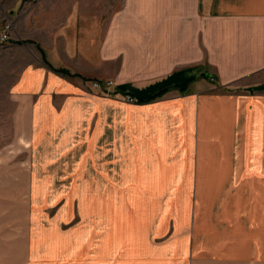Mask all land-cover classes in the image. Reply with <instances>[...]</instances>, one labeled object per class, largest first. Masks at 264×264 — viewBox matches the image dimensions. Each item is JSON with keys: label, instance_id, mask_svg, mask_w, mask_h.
I'll return each mask as SVG.
<instances>
[{"label": "crops", "instance_id": "1", "mask_svg": "<svg viewBox=\"0 0 264 264\" xmlns=\"http://www.w3.org/2000/svg\"><path fill=\"white\" fill-rule=\"evenodd\" d=\"M137 1V10L124 8L98 22L103 24L99 36L97 16H88L86 29L80 24V7L73 9L64 23L49 26L51 42L40 46L46 63L26 65L13 84L12 136L0 146V264H79L72 233L62 235L63 250L55 257L43 254L44 237H31L34 185L71 168L76 183L87 169L88 183H104L100 197L111 200L113 175L120 174L113 170L117 165L125 178L121 198L128 206L122 207L126 215L121 218L126 219L111 223L88 264H264L261 240L212 243L188 233L192 174L199 184H215L230 173L225 154L234 146L237 103L248 105L241 131L261 136L252 148L264 153V0ZM90 77L110 79V92L91 90L84 82ZM210 77L215 82L211 87ZM128 95L132 103L125 99ZM195 100L196 118L189 108ZM147 108L161 111L145 118ZM230 113L232 123L226 121ZM146 119L160 129L147 131L141 123ZM198 146L212 152L211 159L200 156L192 163L188 154L177 158L193 148L199 151ZM49 167L52 176L45 172ZM180 167L186 168L180 179L184 185L174 187L162 207L169 184L180 182ZM216 203L214 199L210 208ZM230 212L219 219L225 222L223 229L229 225L247 232L243 219L238 227L231 223ZM166 214L174 216L168 231L156 222Z\"/></svg>", "mask_w": 264, "mask_h": 264}, {"label": "rangeland", "instance_id": "2", "mask_svg": "<svg viewBox=\"0 0 264 264\" xmlns=\"http://www.w3.org/2000/svg\"><path fill=\"white\" fill-rule=\"evenodd\" d=\"M137 5V0H128L127 3L125 0H0V35L3 29L8 27V40L1 41L0 39V146L7 143L12 136L10 115L13 102L10 98V93L13 84H15L21 69L26 65L42 63V60L46 63L37 45L41 46L43 42H51V37L48 34L49 26L64 23L71 12L76 11L80 7V15L82 17L80 24L88 29L90 25L88 16L90 15L97 16V23H105L109 14H115L124 8H129L128 10L130 11L137 10ZM98 26L99 36L100 32H103V29H101L103 24L100 23L99 25L98 23ZM101 42L98 40L97 44L101 45ZM89 47L91 48V45H89L87 40L84 46L86 55L89 54ZM94 49L95 47L93 51ZM101 66L102 69L103 67L105 68V64ZM94 81L105 82L111 81L110 79H93L90 77L87 81H84L91 90L98 94L110 92V86L94 88L92 86ZM209 81V87H211V82H214L213 77H210ZM203 88L206 90V87ZM193 96L196 97V94L194 93ZM125 99L132 103L127 97ZM194 104H190L189 108L192 107V115L196 118V112L194 111L197 105L196 100ZM247 109L248 105L246 103L243 105L237 103L235 105L236 112L234 113L238 114L239 119L236 123L237 131L232 139L234 146L225 154L230 165L229 175H224L219 183L209 184L202 181V184H199V182H196V180L200 181L196 177V173L192 174L191 207L194 208V214L192 211L188 233L191 232L192 236L199 234L198 237L213 240L212 243L219 239H233L239 240V243L244 244L245 241L252 238L264 242V153L254 151L252 148L253 143L261 140V136H255L252 132L251 135V129H247L244 133L242 132L243 130L241 131L242 125L246 124ZM160 111L161 109L159 108H147L145 110L147 114L145 118L149 117V114H153V112L157 114ZM173 113L177 114V112ZM225 116L226 121L231 119L230 123L233 122L232 113ZM134 118L135 122H137L136 116ZM141 123L147 131L149 129H152V131L160 129L158 123L150 119H146ZM187 131L188 127H186ZM176 132L178 133V130ZM179 135L178 133L176 140L180 138ZM81 139H83V136H81ZM71 141L72 137H70ZM191 147L192 144H190V149ZM198 147L199 151L193 148L191 153L184 151L179 153L177 158L188 154V157L190 156L193 160L192 163H195L200 156L204 160L211 159L212 152L200 151V146ZM120 156L123 157L124 154L120 153ZM37 157H40V155ZM120 168L121 166L117 165L113 169L115 173L119 171L120 174L113 175L111 200H103L100 197L105 194L102 190L104 183H88L87 169H84V176L77 178L76 183H72L71 175L75 168H71L65 169V172L59 173L56 178L52 177L49 182L34 185V192L37 197L33 201L31 224L33 231L31 237H44L42 246H46L41 249L43 254L49 251L53 253L54 257L57 255L61 256L60 252L63 248L60 247V244L64 239L62 235L72 233L74 241H77L75 252L80 251L77 255L80 258L79 264H88L87 259L92 254L93 247L95 245L98 246L99 242L109 232L108 229L111 223L120 225V220L126 219L125 216L121 218V215H126V210H124L123 214L122 207L126 205L127 208L128 200L121 198L126 193L122 183L125 178L122 176ZM185 169L180 167L176 170L179 174L178 180L184 177L183 171ZM38 171L41 173V169H38ZM45 172L51 176L54 175L50 167L49 169L46 168ZM56 172L57 169H55V176ZM110 185L108 184V186ZM183 185L184 183L181 184V180L178 184H169L171 187L167 190L162 200V207L167 206L168 196L172 195L170 193L174 192V187L178 189V187ZM93 192L98 194V200L92 198L94 196ZM214 199L217 203L212 209L210 204L213 203ZM63 203H65V207L63 212H60L59 208ZM223 205L224 210L222 208L219 211ZM235 208H237L236 211ZM227 210L232 213L231 223L236 224L238 227L240 226L238 224L240 219H243L242 221L245 225L243 227L248 229L247 232L235 231L232 229L235 227H229V225H227L226 229H223L225 222L219 219L223 218ZM242 213L245 214L241 215ZM249 214L252 217L251 219ZM164 215H161L156 222L161 221L168 231L174 222V216L166 214L164 217ZM67 229H73V232H64ZM155 233H152L153 237H155ZM52 241H60V243L51 244ZM61 261L49 260V262H54V264Z\"/></svg>", "mask_w": 264, "mask_h": 264}, {"label": "built area", "instance_id": "3", "mask_svg": "<svg viewBox=\"0 0 264 264\" xmlns=\"http://www.w3.org/2000/svg\"><path fill=\"white\" fill-rule=\"evenodd\" d=\"M8 27H5L4 29H3V31H2V33H1V35H0V39H1V41H6V40H8V29H7ZM111 84V81H105V82H99V81H94L93 83H92V86L94 87V88H99L100 86L102 87H107V86H109ZM127 97V99L128 100H130V101H132L133 99H132V97L131 96H126Z\"/></svg>", "mask_w": 264, "mask_h": 264}, {"label": "trees", "instance_id": "4", "mask_svg": "<svg viewBox=\"0 0 264 264\" xmlns=\"http://www.w3.org/2000/svg\"><path fill=\"white\" fill-rule=\"evenodd\" d=\"M37 48L40 50L42 56H44V55H43V50H42V48H41L39 45H37ZM43 58H44V57H43ZM49 66L52 67L51 65H49ZM52 69L55 70V71H57V72L64 73V74H68V73H69L68 70L65 69V68H53V67H52ZM190 80H191V79H188V80L184 83V85H186ZM185 88H186V87L183 86L182 89H185ZM160 92H161V91H160ZM160 92H158V93L152 95V96L149 97L148 99H151V98H153V97H156L157 95L161 94ZM132 99H133V98H132Z\"/></svg>", "mask_w": 264, "mask_h": 264}]
</instances>
